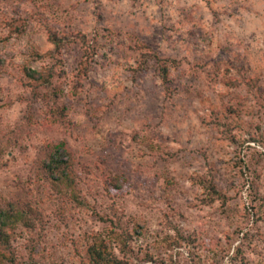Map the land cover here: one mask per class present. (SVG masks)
<instances>
[{
  "label": "rangeland",
  "instance_id": "1",
  "mask_svg": "<svg viewBox=\"0 0 264 264\" xmlns=\"http://www.w3.org/2000/svg\"><path fill=\"white\" fill-rule=\"evenodd\" d=\"M61 141L73 195L43 176ZM6 202L13 264H86L95 236L120 264H264V0H0Z\"/></svg>",
  "mask_w": 264,
  "mask_h": 264
},
{
  "label": "trees",
  "instance_id": "2",
  "mask_svg": "<svg viewBox=\"0 0 264 264\" xmlns=\"http://www.w3.org/2000/svg\"><path fill=\"white\" fill-rule=\"evenodd\" d=\"M39 59L47 55H41L35 52ZM168 67L159 68V76L166 87L168 84ZM24 72L28 82L33 86L34 94H39L38 87H45L49 84L50 73L37 71L35 69H25ZM43 176L53 182L56 187L68 189L70 195H73V189L76 187L73 171V161L66 148V143L61 141L56 145H49L46 161L42 164ZM209 192L215 193L214 187L209 184ZM18 204L6 202L0 206V264H13L10 240L16 225L20 222L31 221L26 212L17 208ZM35 215L34 212H31ZM30 213V214H31ZM110 240H120V233L115 230L109 233ZM109 243L104 238L95 236L86 250V264H120V262L109 252ZM83 264H85L83 262Z\"/></svg>",
  "mask_w": 264,
  "mask_h": 264
}]
</instances>
